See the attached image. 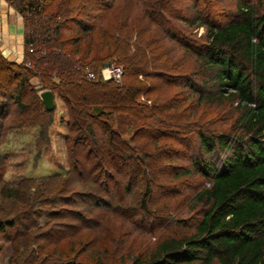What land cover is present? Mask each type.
Returning a JSON list of instances; mask_svg holds the SVG:
<instances>
[{
    "label": "rangeland",
    "instance_id": "obj_1",
    "mask_svg": "<svg viewBox=\"0 0 264 264\" xmlns=\"http://www.w3.org/2000/svg\"><path fill=\"white\" fill-rule=\"evenodd\" d=\"M241 2L264 12V0H105L108 10H96L105 14L103 24L108 19L130 29L115 36L124 39L127 55L135 52L154 72L138 76V100L153 107V124L135 125L121 116L115 125L123 147L138 161L124 164L117 152L101 168L94 158L87 160L86 142L68 127L67 108L56 94L46 143L37 126L27 125L30 117L10 103L0 137V219L16 224L0 232V264H129L162 237L193 231L205 208L196 194L210 184L191 170L201 152L197 131H231L237 111L227 100H199L185 85V75L198 83L201 74L185 44L204 41L203 22L227 21ZM39 84L30 79L25 99L46 90ZM146 183L147 211L139 202ZM2 188L12 189L14 197Z\"/></svg>",
    "mask_w": 264,
    "mask_h": 264
},
{
    "label": "trees",
    "instance_id": "obj_2",
    "mask_svg": "<svg viewBox=\"0 0 264 264\" xmlns=\"http://www.w3.org/2000/svg\"><path fill=\"white\" fill-rule=\"evenodd\" d=\"M6 1L23 20L24 58L17 63L0 52V137L12 102L19 114L30 117L27 125L38 127L39 139L48 142L53 110L37 94L25 99L30 79L36 77L41 88L63 100L68 127L86 142L87 160L94 158L101 168L117 152L124 164L138 161L123 147L115 125L121 116L135 125L153 124V107L138 100V76L154 72L148 73L135 52L127 55L124 39L115 36L116 31L128 35L130 29L108 19L103 24L105 14L96 10H108L105 0ZM221 20L203 22L204 41L184 43L201 71L198 83L185 75V85L199 100H227L237 111L233 130L197 131L201 152L193 157L191 170L210 183L196 194L205 208L192 232L162 237L146 256L135 255L129 264H264V12L241 2L235 14ZM64 32L73 35L65 37ZM111 63L123 69L120 83L98 75ZM86 66L95 79L86 78ZM70 151L73 159L79 154L74 141ZM145 185L139 202L147 211ZM3 190L14 197L12 189ZM15 224L14 219H0V232Z\"/></svg>",
    "mask_w": 264,
    "mask_h": 264
},
{
    "label": "crops",
    "instance_id": "obj_3",
    "mask_svg": "<svg viewBox=\"0 0 264 264\" xmlns=\"http://www.w3.org/2000/svg\"><path fill=\"white\" fill-rule=\"evenodd\" d=\"M22 36V20L4 0H0V52L2 55L10 60L19 59L23 51Z\"/></svg>",
    "mask_w": 264,
    "mask_h": 264
},
{
    "label": "built area",
    "instance_id": "obj_4",
    "mask_svg": "<svg viewBox=\"0 0 264 264\" xmlns=\"http://www.w3.org/2000/svg\"><path fill=\"white\" fill-rule=\"evenodd\" d=\"M21 57L19 59H13V60L19 61L21 59ZM84 74H85L87 79L93 80L96 78V73L87 67L84 70ZM98 75H99L100 79H102L103 81L113 80L116 83H120L122 80L123 69L119 65H115L112 63L106 64L100 69Z\"/></svg>",
    "mask_w": 264,
    "mask_h": 264
},
{
    "label": "water",
    "instance_id": "obj_5",
    "mask_svg": "<svg viewBox=\"0 0 264 264\" xmlns=\"http://www.w3.org/2000/svg\"><path fill=\"white\" fill-rule=\"evenodd\" d=\"M40 98L47 110H53L55 103H54V96L50 90H45L40 93Z\"/></svg>",
    "mask_w": 264,
    "mask_h": 264
}]
</instances>
